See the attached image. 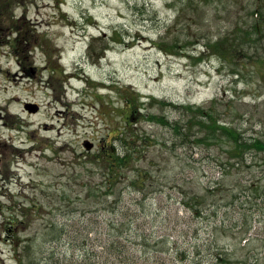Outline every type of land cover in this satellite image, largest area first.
I'll list each match as a JSON object with an SVG mask.
<instances>
[{
	"label": "rangeland",
	"instance_id": "obj_1",
	"mask_svg": "<svg viewBox=\"0 0 264 264\" xmlns=\"http://www.w3.org/2000/svg\"><path fill=\"white\" fill-rule=\"evenodd\" d=\"M9 1L0 24V264H214L232 252L241 229L229 218L223 227V212L209 221L185 205L221 176L214 160L222 150L160 123L183 125L191 118L183 106L235 90L217 58H193L199 28L228 34L232 13L214 4L203 27L186 5L178 19L182 0ZM24 36L29 45L16 41ZM177 39L172 55L157 45ZM236 89L251 123L264 122V106L242 99L264 87ZM125 131L134 133V162L110 195L96 157L122 152ZM137 170L151 173L144 193L132 183ZM13 219L22 224L12 228ZM254 226L252 237L264 233L263 222ZM257 247L264 264V244Z\"/></svg>",
	"mask_w": 264,
	"mask_h": 264
},
{
	"label": "trees",
	"instance_id": "obj_2",
	"mask_svg": "<svg viewBox=\"0 0 264 264\" xmlns=\"http://www.w3.org/2000/svg\"><path fill=\"white\" fill-rule=\"evenodd\" d=\"M1 1L0 24H4L7 20V9L3 10ZM179 4L178 19H181L180 13H184L182 6L186 5V8L188 7L196 15L198 24H203V27H206L204 24H210L211 9L214 4L217 5L216 7L223 4L227 14L232 13L234 18L230 32L217 38H212L209 29L203 31L201 26L196 35L201 43L202 51L198 56L193 55V58L201 60L217 58L220 61L221 71L227 72L235 90H225L228 97L215 98L207 105L183 106V109L191 113L189 122L183 125H180V122L172 123L164 117L160 118V123L172 127L178 133V137L190 138L195 135L194 143L198 146H205L208 149L218 147L223 152L214 160L221 176L202 189L199 194L189 197L185 205L194 215L209 218V221L212 218L216 220L223 212L226 215L223 219V227H226L225 221L229 218L234 222L232 228L241 229L242 237L237 244L231 246L232 252L218 253L214 258V264H263L257 245L264 244V233H258L256 237H252L251 232L255 227L254 222L264 223L260 218V216L264 217V206H262L264 203V122L260 119L254 124L251 123L253 116H250V111L239 107L242 100L237 96L236 87L243 85L244 89L248 90L253 84L260 89L264 87V0H182ZM228 6L233 11L236 10V13L229 10ZM237 6H240L239 10ZM229 19L231 20L230 15ZM22 21L19 19L16 23ZM26 38V36L19 37L16 41L22 40V43L29 45L31 40L27 41ZM188 41L186 40L183 46L189 45ZM178 43L179 39L175 40L173 45H157L172 55L174 48L179 47ZM53 73H56L55 69L52 70L54 78L56 75L53 76ZM247 97L251 98L256 109L264 106V100H262L264 93L253 95L252 92H247L242 99ZM150 119L155 120L157 117L152 115ZM195 127L198 131L191 134ZM133 134L132 132L130 136ZM130 136L127 131L119 134L117 139L125 147L122 152L105 148L100 152V156L96 157V163L104 169L106 191L110 195L116 193L124 171L134 162V153L128 141ZM136 137H139V134ZM137 172L138 175L132 183L138 191L144 193L145 182L151 178V173L141 170ZM245 172L252 175V178L246 180L247 184L241 181L230 184L228 181L230 177H237ZM223 191H226L227 195L221 196L218 200V194ZM242 197L246 198L244 202H241ZM237 212H239V218L233 216ZM230 213L232 216H228ZM254 216L259 217L258 221H255ZM12 221V228L22 224L16 219ZM209 224L212 225L211 222ZM53 228L59 229L57 225H53ZM242 242H244L243 246ZM240 250L245 253L240 255Z\"/></svg>",
	"mask_w": 264,
	"mask_h": 264
},
{
	"label": "water",
	"instance_id": "obj_3",
	"mask_svg": "<svg viewBox=\"0 0 264 264\" xmlns=\"http://www.w3.org/2000/svg\"><path fill=\"white\" fill-rule=\"evenodd\" d=\"M37 109V108H36ZM87 149H90L91 146L85 145Z\"/></svg>",
	"mask_w": 264,
	"mask_h": 264
}]
</instances>
